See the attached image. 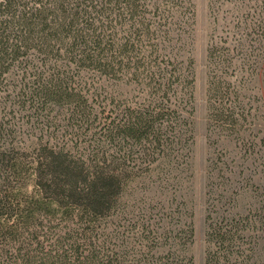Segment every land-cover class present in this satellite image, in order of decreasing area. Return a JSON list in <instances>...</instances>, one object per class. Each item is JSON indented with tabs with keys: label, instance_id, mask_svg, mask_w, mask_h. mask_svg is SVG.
I'll list each match as a JSON object with an SVG mask.
<instances>
[{
	"label": "trees",
	"instance_id": "16d2710c",
	"mask_svg": "<svg viewBox=\"0 0 264 264\" xmlns=\"http://www.w3.org/2000/svg\"><path fill=\"white\" fill-rule=\"evenodd\" d=\"M207 9L203 264H264V221L237 206L250 90L264 85V0ZM193 17V0H0V264H193L175 191L155 218L122 201L137 178L176 184L189 170Z\"/></svg>",
	"mask_w": 264,
	"mask_h": 264
},
{
	"label": "rangeland",
	"instance_id": "374dc122",
	"mask_svg": "<svg viewBox=\"0 0 264 264\" xmlns=\"http://www.w3.org/2000/svg\"><path fill=\"white\" fill-rule=\"evenodd\" d=\"M208 0H193V25L190 40V55L193 60V86H192V143L189 158V170L180 174L176 184L164 183L158 177L151 175L145 178H137L124 190L123 208L128 212L137 211L141 216L155 218V213L160 206H165L162 202L168 198L169 193L175 191L179 195L190 212V220L193 227L192 242L189 245V253L193 264H203L204 261V206L206 190V164L209 150L206 143V60L205 49L208 34L211 28V19L207 9ZM231 5L223 3L219 11V16L227 17V12ZM222 23L221 19L218 20ZM256 88L250 90L251 93L257 92V99L250 98L252 104L250 114L253 120L249 128L243 131L242 136L246 146L244 159L243 178L241 183L244 191L239 190L237 199L238 210L245 211L250 209L264 221V85L260 81L255 82ZM108 88L113 92L115 99L131 98L128 93L130 88L123 83H108ZM33 136L24 139L25 144H29ZM220 143H218L219 145ZM221 144L225 146L222 154L228 160L237 158V151L241 148L238 140L231 136L223 138ZM220 146V145H219ZM221 148V146H220ZM240 159V158H239ZM229 161V164L232 162ZM177 178V177H176ZM172 181H176L172 180ZM229 181H227L228 183ZM233 183V182H232ZM236 183V181L234 182ZM233 183V184H234ZM32 184L28 182L27 190H31ZM241 189V188H240ZM156 207V208H152ZM113 218V225L119 226L123 220ZM261 227H264L262 224ZM263 240V241H262ZM260 249L258 255L264 262V239H260Z\"/></svg>",
	"mask_w": 264,
	"mask_h": 264
}]
</instances>
